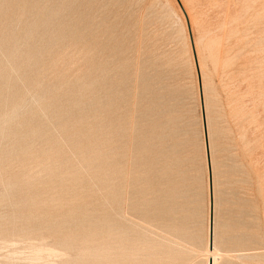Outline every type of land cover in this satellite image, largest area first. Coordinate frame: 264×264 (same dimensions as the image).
Returning <instances> with one entry per match:
<instances>
[{"label": "rangeland", "instance_id": "obj_1", "mask_svg": "<svg viewBox=\"0 0 264 264\" xmlns=\"http://www.w3.org/2000/svg\"><path fill=\"white\" fill-rule=\"evenodd\" d=\"M181 2L203 65L219 264H264V0ZM179 15L173 0H0V264H203Z\"/></svg>", "mask_w": 264, "mask_h": 264}, {"label": "bare ground", "instance_id": "obj_2", "mask_svg": "<svg viewBox=\"0 0 264 264\" xmlns=\"http://www.w3.org/2000/svg\"><path fill=\"white\" fill-rule=\"evenodd\" d=\"M174 3L176 4L178 11L180 13L179 16H176L178 21H180L183 24V27H185L186 30V34H187V40L189 43V49L190 52L192 54V60H193V64H194V68H195V72H196V84H197V92H198V101H199V106H200V128H201V134H202V145H203V157H204V162H205V171H206V183H207V201H206V219H205V243H204V249H202L203 251V259H202V263L203 264H219L223 254L219 249V243H218V231H217V215L216 213L217 211V197H216V193H215V172H214V166H213V157H212V147H211V137H210V133H209V123H208V118H207V106H206V102H205V82H204V75H203V71H202V66L201 63L199 61L198 55H197V50H196V44L194 39H192V45L191 46V41L189 40V36H188V32L190 33V35L192 34V30H191V22H190V18L189 15L187 13V11L185 10L184 5L182 4L181 0H178L179 4L177 3V0H173ZM174 16V14H173ZM182 35V34H181ZM191 38H193V34L191 36ZM197 43V42H196ZM194 57V58H193ZM4 60V59H3ZM197 72L199 74V80H200V86H201V91H202V98H203V109H204V117H205V124H206V133H207V142H208V151H209V156H210V166H211V173H212V179H211V192H210V184H209V174H208V167H207V150H206V143H205V135H204V130H203V117H202V113H201V103H200V97H199V84H198V75ZM21 166V164H20ZM39 166V165H38ZM40 167V166H39ZM83 172V171H82ZM17 174V173H16ZM60 177V176H59ZM78 177V176H77ZM71 178V177H70ZM75 179V178H74ZM71 182V181H70ZM100 196V195H99ZM211 199H212V204H211ZM66 202V201H65ZM105 203V201H104ZM53 204V203H52ZM61 204V203H60ZM45 205V204H44ZM169 209V208H167ZM166 211V210H165ZM217 211V212H216ZM34 214V213H33ZM114 216V215H113ZM116 217V216H115ZM82 218V217H81ZM87 218V217H86ZM119 218V217H118ZM123 220V219H122ZM110 224V223H109ZM39 229V228H38ZM212 233V249H209V238H210V234ZM44 241V240H43ZM2 244V242H1ZM135 244V243H134ZM36 249V248H35ZM34 249V250H35ZM47 249V248H46ZM45 249V250H46ZM161 249V248H160ZM44 250V251H45ZM126 252L128 253L127 249H125ZM165 251V249H164ZM168 251V250H167ZM54 252V251H53ZM122 252V251H121ZM125 251H123L122 255L125 254L127 255V253H124ZM32 253V252H31ZM38 253V252H37ZM36 253V254H37ZM39 255H41V250L39 251ZM51 253L50 251L47 253L49 254ZM55 253V252H54ZM58 253V252H57ZM34 254V253H33ZM59 254V253H58ZM57 254V255H58ZM129 254V253H128ZM131 254V252H130ZM173 254V253H172ZM38 255V254H37ZM36 255V256H37ZM56 255V254H55ZM61 255V254H60ZM124 255V257H125ZM44 256V255H43ZM66 256V255H65ZM128 256V255H127ZM125 257L129 258L128 257ZM134 256V255H133ZM131 258H134V257ZM50 257V256H49ZM48 257V258H49ZM52 257H54L52 255ZM33 258V257H32ZM55 258V257H54ZM140 258V257H139ZM130 259V258H129ZM137 259V258H136ZM39 260H40V256H39ZM49 260V259H48ZM45 262V261H44ZM127 262V261H126ZM125 262V263H126ZM46 264V263H45ZM50 264V263H48Z\"/></svg>", "mask_w": 264, "mask_h": 264}, {"label": "water", "instance_id": "obj_3", "mask_svg": "<svg viewBox=\"0 0 264 264\" xmlns=\"http://www.w3.org/2000/svg\"><path fill=\"white\" fill-rule=\"evenodd\" d=\"M177 3L180 6V3L178 2V0H177ZM180 8H181V6H180ZM189 35H190V33H189ZM190 41H191V46L193 47L191 35H190ZM197 75H198V84H199V97H200V103H201V113H202V117H203V130H204L206 150H207V167H208V174H209V184H210V192H211L212 173H211V166H210V156H209V151H208L206 124H205L204 109H203V98H202V91H201V86H200V80H199L198 72H197ZM211 204H212V199H211ZM209 249H212V233L210 234V238H209Z\"/></svg>", "mask_w": 264, "mask_h": 264}]
</instances>
